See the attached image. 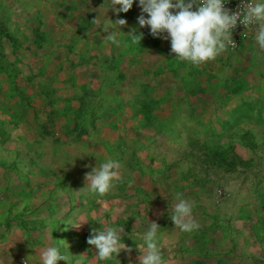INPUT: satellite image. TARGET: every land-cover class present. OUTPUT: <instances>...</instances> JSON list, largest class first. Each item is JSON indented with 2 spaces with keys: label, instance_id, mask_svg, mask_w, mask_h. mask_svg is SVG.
Listing matches in <instances>:
<instances>
[{
  "label": "rangeland",
  "instance_id": "obj_1",
  "mask_svg": "<svg viewBox=\"0 0 264 264\" xmlns=\"http://www.w3.org/2000/svg\"><path fill=\"white\" fill-rule=\"evenodd\" d=\"M103 4L0 0V264H40L48 246L69 258L57 264H138L137 220L136 243L160 226L166 264H264V51L250 35L200 66L178 61L139 26V0L117 46L92 22L118 18ZM109 159L115 187L79 193ZM176 193L198 230L170 220ZM102 224L125 229L131 254L96 260L87 238Z\"/></svg>",
  "mask_w": 264,
  "mask_h": 264
},
{
  "label": "clouds",
  "instance_id": "obj_2",
  "mask_svg": "<svg viewBox=\"0 0 264 264\" xmlns=\"http://www.w3.org/2000/svg\"><path fill=\"white\" fill-rule=\"evenodd\" d=\"M136 0H104L117 15L115 21L110 18L101 24L99 9L92 11L99 15L92 21L100 27L106 41L117 46L121 41L117 38V29L128 24L127 20L119 18L120 13H128ZM141 14L137 17L141 28L150 27V34L171 43V53L181 62H189L200 66L205 62L215 60L224 53L232 43V31L238 22L249 30L255 26V40L259 49L264 51V0H252L238 6L241 10L232 12L225 7V0H139ZM131 43L138 45L143 34L131 32ZM121 165L118 161L107 160L98 163L90 172L85 173V187L78 192L93 194L98 197L106 196L114 187V181L119 180ZM193 204L176 193L169 208V218L174 226L182 232L191 233L198 230L200 225L193 218ZM86 221L70 222L73 228L79 229ZM137 225L134 226L130 237L135 241L139 251L138 264H166L159 246V229L157 222L152 221L149 228L140 236L142 242L136 243ZM124 228H117L102 224L100 228H93L87 243L94 246L97 261H109L120 255L122 251L131 254L133 249L123 242ZM40 264H57L60 260L69 262V258L60 253L54 246L42 248L39 252ZM86 254L76 256L73 264H90L86 261Z\"/></svg>",
  "mask_w": 264,
  "mask_h": 264
},
{
  "label": "built area",
  "instance_id": "obj_3",
  "mask_svg": "<svg viewBox=\"0 0 264 264\" xmlns=\"http://www.w3.org/2000/svg\"><path fill=\"white\" fill-rule=\"evenodd\" d=\"M246 3L252 2V0H245ZM242 3V0H225V7L232 12L241 10L238 6ZM255 32V26H249V30L238 22L235 29L232 31V43L229 45L232 48L240 47L243 41Z\"/></svg>",
  "mask_w": 264,
  "mask_h": 264
},
{
  "label": "crops",
  "instance_id": "obj_4",
  "mask_svg": "<svg viewBox=\"0 0 264 264\" xmlns=\"http://www.w3.org/2000/svg\"><path fill=\"white\" fill-rule=\"evenodd\" d=\"M250 41H251V43H250L251 48L257 46L256 40H255V32L253 34H251Z\"/></svg>",
  "mask_w": 264,
  "mask_h": 264
}]
</instances>
